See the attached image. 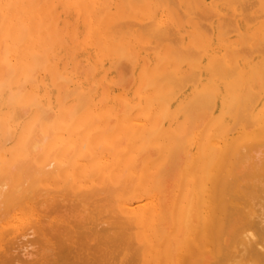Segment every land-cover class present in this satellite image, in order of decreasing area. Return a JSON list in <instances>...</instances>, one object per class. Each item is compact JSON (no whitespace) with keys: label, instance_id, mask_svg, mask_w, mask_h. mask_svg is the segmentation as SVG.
Segmentation results:
<instances>
[{"label":"bare ground","instance_id":"bare-ground-1","mask_svg":"<svg viewBox=\"0 0 264 264\" xmlns=\"http://www.w3.org/2000/svg\"><path fill=\"white\" fill-rule=\"evenodd\" d=\"M0 264H264V0H0Z\"/></svg>","mask_w":264,"mask_h":264}]
</instances>
